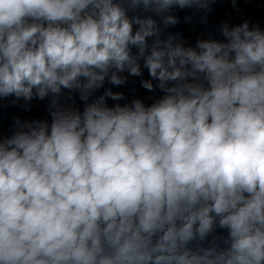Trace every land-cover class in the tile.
Wrapping results in <instances>:
<instances>
[{"label": "clouds", "instance_id": "9594fccd", "mask_svg": "<svg viewBox=\"0 0 264 264\" xmlns=\"http://www.w3.org/2000/svg\"><path fill=\"white\" fill-rule=\"evenodd\" d=\"M214 2L0 0V100L51 118L0 134V264H264V30L164 36Z\"/></svg>", "mask_w": 264, "mask_h": 264}, {"label": "water", "instance_id": "95a60500", "mask_svg": "<svg viewBox=\"0 0 264 264\" xmlns=\"http://www.w3.org/2000/svg\"><path fill=\"white\" fill-rule=\"evenodd\" d=\"M12 101L11 97L0 100V134L4 137L12 134L16 120L28 121L20 100L15 104Z\"/></svg>", "mask_w": 264, "mask_h": 264}]
</instances>
